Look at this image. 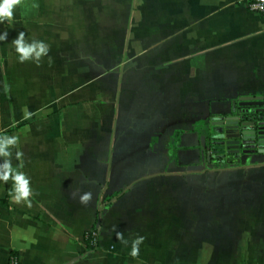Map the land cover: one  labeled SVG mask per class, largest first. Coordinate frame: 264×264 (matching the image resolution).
I'll return each instance as SVG.
<instances>
[{
    "label": "crops",
    "instance_id": "0c3cea01",
    "mask_svg": "<svg viewBox=\"0 0 264 264\" xmlns=\"http://www.w3.org/2000/svg\"><path fill=\"white\" fill-rule=\"evenodd\" d=\"M246 3L14 8L0 23V130L19 138L11 163L32 194L17 203L0 180V264H264V153H225L212 124L241 96L264 102V18ZM19 32L48 54L21 63ZM207 139L223 160L205 158Z\"/></svg>",
    "mask_w": 264,
    "mask_h": 264
},
{
    "label": "clouds",
    "instance_id": "9594fccd",
    "mask_svg": "<svg viewBox=\"0 0 264 264\" xmlns=\"http://www.w3.org/2000/svg\"><path fill=\"white\" fill-rule=\"evenodd\" d=\"M22 0H0V23H3L5 20H12L14 8L17 5H20ZM33 8L38 7L37 4L32 5ZM7 32L0 34V40L7 39ZM12 43L16 47V51L19 54V60L21 63L27 60H35L39 62L42 56L48 54L49 46L44 41H39L33 39L30 43L25 39V33L19 32L18 36L12 41ZM26 117L30 114L27 113L25 109ZM19 138L17 136H7L0 135V158H4L3 163L0 164V180H3L5 183L9 179L14 181V196L13 199L19 203L21 201L28 202V206L30 205V201L28 198L32 194V190L30 188V181L26 177V175L13 168L11 163V151L10 149L18 146ZM23 156V153L18 151L16 153V158L19 160ZM22 167V164L20 165ZM12 193H10L11 195ZM92 199V193L86 192L80 197V202L87 204ZM115 225L113 226V230H115ZM117 239L121 240L123 243H127L123 239V233L117 232ZM143 241V237H139L133 241V251L132 255L135 256L138 253V245Z\"/></svg>",
    "mask_w": 264,
    "mask_h": 264
},
{
    "label": "water",
    "instance_id": "95a60500",
    "mask_svg": "<svg viewBox=\"0 0 264 264\" xmlns=\"http://www.w3.org/2000/svg\"><path fill=\"white\" fill-rule=\"evenodd\" d=\"M238 109L232 107L233 114L212 121L217 130V143L225 153L238 155L240 152L257 151L264 153L263 96L247 95L239 97ZM261 113V114H259Z\"/></svg>",
    "mask_w": 264,
    "mask_h": 264
},
{
    "label": "built area",
    "instance_id": "2783aa9c",
    "mask_svg": "<svg viewBox=\"0 0 264 264\" xmlns=\"http://www.w3.org/2000/svg\"><path fill=\"white\" fill-rule=\"evenodd\" d=\"M246 7L249 11L264 18V0H247ZM2 132L0 130V135H2ZM88 234L91 242L94 243L98 236V230L93 229ZM7 264H19L18 257L14 253H10Z\"/></svg>",
    "mask_w": 264,
    "mask_h": 264
},
{
    "label": "trees",
    "instance_id": "16d2710c",
    "mask_svg": "<svg viewBox=\"0 0 264 264\" xmlns=\"http://www.w3.org/2000/svg\"><path fill=\"white\" fill-rule=\"evenodd\" d=\"M205 125V121L203 120H200V121H197L195 124H194V130H198L200 127H203ZM221 147H218L216 145V143H212L209 141V139H207V141L205 142V147H204V152H205V158L207 160H212V159H215V155L216 154V150L217 149H220ZM220 153V151H219ZM214 154V155H213ZM216 159L218 160H223L221 157H216ZM122 192H119L117 193L116 195H119L121 194Z\"/></svg>",
    "mask_w": 264,
    "mask_h": 264
}]
</instances>
